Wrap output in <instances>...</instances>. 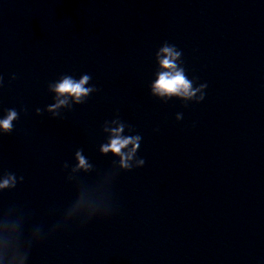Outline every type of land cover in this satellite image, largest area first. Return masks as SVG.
I'll list each match as a JSON object with an SVG mask.
<instances>
[{
  "label": "water",
  "instance_id": "95a60500",
  "mask_svg": "<svg viewBox=\"0 0 264 264\" xmlns=\"http://www.w3.org/2000/svg\"><path fill=\"white\" fill-rule=\"evenodd\" d=\"M165 42L200 103L153 93ZM0 76V264H264V0H0ZM119 123L142 167L101 151Z\"/></svg>",
  "mask_w": 264,
  "mask_h": 264
},
{
  "label": "clouds",
  "instance_id": "9594fccd",
  "mask_svg": "<svg viewBox=\"0 0 264 264\" xmlns=\"http://www.w3.org/2000/svg\"><path fill=\"white\" fill-rule=\"evenodd\" d=\"M162 56V58H160ZM182 53L177 50L175 45L165 42L163 47L160 48L157 53L159 58L160 67L164 71L160 72L158 79L152 86L154 94L164 97L178 96L186 101H194L200 103L205 99V89L207 84H199L194 87L195 79H189L186 75L185 68L182 66L181 60ZM11 79H16L13 75ZM91 81L89 74H84L79 80H76L71 75H63L57 82L50 83L48 85L51 91L56 93V103L47 106V111L51 112L53 116H59L58 109L64 106H69V98L75 104L85 103L87 97L92 93L98 91V89L92 85L85 87ZM3 84V77L0 76V86ZM187 105V104H186ZM6 117L0 119V130L3 134H10L14 129L13 121L19 119V114L15 109L6 110ZM36 114L41 115L42 110L36 109ZM176 119L179 121L182 119V115L178 114ZM113 123H117L114 120ZM125 125L119 123L118 127L112 129V138L106 145H102L101 151L103 153L111 152L115 156L119 157V166L124 171H131L133 168L142 167L145 161L141 158H137V150L140 147L142 137L140 135L122 136ZM107 131V129H105ZM131 145V148H129ZM128 149L127 152L123 151ZM76 159L79 161L77 168L87 171L91 165L81 154V151L76 152ZM67 165H65L66 167ZM23 177H19V181H22ZM17 177L15 174L8 173L2 180H0V190H11L17 185Z\"/></svg>",
  "mask_w": 264,
  "mask_h": 264
}]
</instances>
